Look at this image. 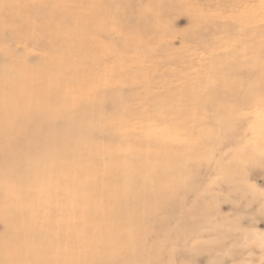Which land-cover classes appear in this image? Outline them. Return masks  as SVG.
Returning <instances> with one entry per match:
<instances>
[{
    "label": "bare ground",
    "instance_id": "6f19581e",
    "mask_svg": "<svg viewBox=\"0 0 264 264\" xmlns=\"http://www.w3.org/2000/svg\"><path fill=\"white\" fill-rule=\"evenodd\" d=\"M128 1L0 0V43L8 23L43 53L35 61L0 49V264H143L155 245L142 247L141 235L180 205L169 202L181 190L177 172L212 164L239 132L240 111L264 106V57L232 42L205 78L179 90L178 106L203 120L204 132L194 129L202 161L186 155L199 143L169 127L131 128V94L112 80L132 63L135 77L143 72L148 48L123 54L136 44L130 37L157 34L170 0L138 11ZM164 107L154 119L165 124L173 118Z\"/></svg>",
    "mask_w": 264,
    "mask_h": 264
},
{
    "label": "rangeland",
    "instance_id": "374dc122",
    "mask_svg": "<svg viewBox=\"0 0 264 264\" xmlns=\"http://www.w3.org/2000/svg\"><path fill=\"white\" fill-rule=\"evenodd\" d=\"M128 2L133 11H138L146 0ZM169 3L157 34L147 40L130 37L136 44L123 54L139 55L141 49L148 48L151 53L140 66L143 72L135 77L136 64L128 69L122 66L123 74L114 76L112 87L131 94L123 111L131 128L161 133L169 127L177 137L199 143L201 134L194 129L203 133V120L198 125L190 119L191 113L178 106L179 90L187 80L197 84L200 77L205 78L211 60L227 53L232 42H239L242 49H255L259 58L264 57V0ZM204 16L209 17L210 25L202 24ZM3 28L7 39L0 43V49H10L20 59H41L42 51L13 33L10 24L5 23ZM255 31L262 35L249 36ZM115 52L123 53L121 47ZM159 105L165 106L162 112L172 115L170 122L155 121ZM239 115V132L211 154L212 164L202 161L205 153L201 143L197 149L187 150L189 158L202 162L197 168L186 164L177 172L181 190L169 202L180 205L160 215L157 223L149 225V234L141 235L142 247L155 245L142 254L147 260L143 264H264V106L242 110ZM95 142H103L101 135ZM247 159L251 164L246 163ZM1 228L0 223V232Z\"/></svg>",
    "mask_w": 264,
    "mask_h": 264
}]
</instances>
